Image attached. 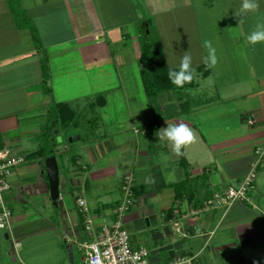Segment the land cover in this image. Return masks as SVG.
Here are the masks:
<instances>
[{
	"label": "crops",
	"instance_id": "1",
	"mask_svg": "<svg viewBox=\"0 0 264 264\" xmlns=\"http://www.w3.org/2000/svg\"><path fill=\"white\" fill-rule=\"evenodd\" d=\"M19 2L23 18L29 20L28 26L21 24L8 0H0V141L3 148H10L13 154L23 157L17 151L24 149L25 139L30 143L28 139H35L41 133L48 120L46 116L51 115L45 109L53 99H58L57 104L65 103L73 108L74 103L77 106L80 99H69L74 96H66L69 98H63V102L56 98V84L72 82V73L80 70L88 79H94L91 84L96 83L92 85L94 94L87 95L94 97L90 98V104L93 106L99 95L107 98L104 105H101L103 100L99 101L93 113L104 109L112 95L124 100L126 110L129 107L130 112L129 125L120 121L111 128L115 129L112 131L109 130L112 126L95 128V138L88 140L86 147L74 149L75 153L70 157L76 169L63 175L60 173V199L54 205L60 211V217L57 222L47 220L48 231L55 233L54 248L60 249L65 243L70 250V264H75L74 248L79 247L78 242L88 239L77 200L87 201L95 214L96 226L100 228L103 220L107 223V219L100 216L115 220V208L123 199L122 181L126 175L133 174L135 185L142 193L135 197L134 205L124 219V227L130 234L132 247L150 251L151 264L168 263L178 255L195 257L194 264H244L246 251L253 248L260 253L264 250V209L259 207V210L252 204L254 198L252 203H236L227 209L215 208L192 214L203 209L214 193L224 192L234 182L245 178L255 160L256 149L264 150V43L252 46L246 39L259 18L264 16V0H259V10L247 14L242 24L234 14L241 0H199L195 7L190 0ZM162 3L168 8L161 7ZM171 5L181 10L191 9L190 17L197 20L205 18L215 22L209 24L214 36L224 19L227 43L213 44L218 56L214 73V68H206L204 62L197 68V77L203 79L196 82L194 93L185 96L189 102L185 111H182L181 103L177 110L167 111L163 104L165 92H162L158 98L161 106L155 113L145 100L144 91L135 90L131 94L128 90L127 83L137 85L133 81L134 75L140 72L137 66L140 44L134 35L137 33L134 26L143 31L149 27L146 19H151L150 16L140 15L139 8L145 6L151 10L150 15L155 12V16H166L174 11ZM158 6L160 11L163 10L160 14L156 12ZM204 12L208 15L202 17ZM198 39L204 50L203 40L200 36ZM45 61L49 67L52 96L45 95L42 89ZM75 66L76 69L71 71ZM219 71L221 78L215 77ZM116 77L126 96L116 93L115 86L110 89L113 85L108 81ZM209 81L211 86L205 83ZM219 81H223L220 88ZM233 100L243 103L238 105L239 101L233 103ZM64 113L69 116L67 109H63L62 115ZM103 114V121L107 122L109 114ZM248 116L255 123L249 128L242 125ZM96 119L87 122L95 123ZM228 119L232 120L229 126L223 124ZM166 121L186 123L196 132V141L182 149V155H177L167 141H159L156 135L161 128L167 127ZM60 124V118L52 120L54 134L59 137L57 154L64 149L71 151ZM150 124L157 125L152 138L144 130ZM75 125L79 126L75 122L71 127ZM82 139L81 136L70 138L69 143ZM33 147L34 144L27 150L29 162L16 167L9 178L11 190L5 196L6 202H13L12 211L16 209L13 205L19 204L15 206L13 226L32 222L33 210L28 205L44 204L51 198L42 163L46 159L29 158L45 146L37 144ZM57 154L50 156H55L58 161ZM261 167L256 175V190L260 187L262 197L256 196V199L257 205L263 207L260 201L264 200V164ZM181 184L184 187L178 190L183 189L185 193L180 201L176 188ZM170 219L184 223L180 234L168 223ZM6 235L4 233V245L9 256H13L17 252L13 246L14 227L8 238ZM252 264L262 263L253 261Z\"/></svg>",
	"mask_w": 264,
	"mask_h": 264
},
{
	"label": "rangeland",
	"instance_id": "2",
	"mask_svg": "<svg viewBox=\"0 0 264 264\" xmlns=\"http://www.w3.org/2000/svg\"><path fill=\"white\" fill-rule=\"evenodd\" d=\"M172 1L173 0H171V2ZM190 1L194 3V7H195V5L197 4V1L199 0H190ZM33 3H35V1L31 2V5H33ZM31 5L27 3L28 7ZM160 6L168 8L167 4L165 5L162 3ZM160 6H158V9L156 10V12L157 13L159 12V14L160 12L163 11V10L160 11L159 9L161 8ZM58 8L60 9L61 7H58ZM147 9L145 8V6H143V8L141 9L139 8V14L140 15L143 14V16L145 17L150 16L151 19H148V18L146 19L149 24L150 32H146V34H143L144 29L140 28L138 30V26L136 27L134 26V32L137 29V33L134 35L136 36V38L138 37L139 44H142L143 41H147L148 43H151L157 46H159L160 44L161 47L159 46V49H160L159 52L162 53L163 56L165 57L167 65H171L169 67H172V68L178 67L181 56L184 54V52H187L190 50L192 60H193V67L196 69V71L198 70L197 68L201 64H203L204 56H205L204 52L206 51V49L204 50L201 49V44L198 39L199 36L203 41L211 40L213 44L227 43V39H225V36H224L225 29H223L225 28L224 19L223 21H220V27L216 28L218 29V31L216 30V34L214 36L212 34V30L209 29V24L215 23V22H211V21L209 22L205 18H199V20H197V18L190 17V14L192 12L191 9H187V10L184 9L185 10L184 11L183 9L181 10L178 6L172 7L171 5V9H173L174 11L166 16L160 15L161 17L158 15L155 16V12L154 14L150 15L149 14L150 9L148 10ZM207 15L204 12V14H202L201 16L205 17ZM18 17H20L19 20L21 21V24L23 26H28L29 20L27 18H23L22 14H20ZM205 20L208 22H206ZM216 20L218 21V19ZM222 52H225V51H222ZM220 55L221 54H219V56ZM140 57H141V53H140ZM43 64H46V61ZM137 64H138L137 65L138 69H140L141 67L140 63H137ZM72 69H76V66L71 67V71H73ZM215 71L216 69L214 68L213 73ZM72 75H73V78H72L73 83L70 81L69 82L59 81L56 84L57 85L56 86V92H57L56 98H59L60 102H63L65 100L63 98H65L66 96H74L73 98L66 97L71 100L80 99L79 102L76 101L77 106L73 103V108L77 110V118L73 121V123L77 122L79 126L77 128L70 126L69 128L66 129V128H63L62 124H60L62 128V132L64 133V139H66L65 142L67 146L71 149V151L64 149V151L61 154H57V147L59 146V139H57L56 135L54 134L55 132L53 131L52 120L57 118L56 111L58 109L57 108L58 99H55V100L53 99L52 102L50 101L48 108L45 109V111H50L51 115L46 116L48 120L42 126L41 133L36 135L35 139H31L32 142L30 139H28L30 143H28V141L25 139L23 141V144L25 145L27 143L29 145L26 144L24 149L17 151V153H19L25 158V162H29L27 160L28 158L26 157V155L28 154L27 150L29 149V147L34 144L33 148H36L37 144H42L43 146H45V149H44L45 155L49 156L50 153L58 155V162H59V168H60L61 175L76 169V167H74L73 162L70 160V157L75 153L74 149H80V148L86 147L87 141L95 138L94 136L95 128L102 127L105 129L107 128V126H112L109 129L112 131L115 129H111V128H113L116 124H118V122L120 123V121L127 122L126 123L127 125L131 124V121H128L129 119L128 114L130 113L129 107L126 110V106H125V104L127 103H125L124 100H118L116 95L115 96L112 95L110 96V98H108L109 102L107 103L104 109L96 110L97 111L96 113L98 115L96 113H93L94 109L98 108V105L92 106L90 104V101L94 97L87 96V95L94 94L92 92L95 91V88L93 87L92 89V85H96V83L91 84V82H93L94 79H88V77H86V74L82 72L81 70L79 73L73 72ZM134 76L135 77L133 81L137 83V85L134 84L135 87L137 88H135L134 85L131 82H129L127 83V85L129 86L128 90L130 91L131 94H133L135 90L141 91V93L144 91L143 93L146 95L145 100L149 101V105L152 106L153 110L156 113L159 108L158 106L159 105L161 106V104H159L158 98H160V94L162 92L159 93L155 97H151V95H148L147 91H145V86H144L142 75H141V69L138 75L135 74ZM215 77L221 78L222 77L221 72L220 71L217 72ZM136 79L138 82L135 81ZM202 79L203 77H200V78L197 77L196 79H194V81L196 83ZM108 82H109L108 84L113 85L110 89H114V86H115V88L117 89L116 93H119L120 95H122V97L123 95H125L124 92L123 93L121 92V90L123 89L120 88V84L117 81V77ZM222 82L223 81H219L217 83V85L219 84V88L221 87V85H223ZM205 83L210 84L209 86H211L212 84V82L210 81L205 82ZM121 85L123 87L124 84L122 83ZM47 86L48 87L44 85L42 86V89L44 90L43 93L47 96H52L53 91L51 89L52 86H51L50 80ZM44 88L46 90L47 88H50L51 92L49 94L45 93L46 91ZM194 90L195 88H190L188 90H183V93H186V95L191 94L195 92ZM164 95H165L164 96L165 99L163 98L164 99L163 104L164 103L166 104L164 108H167V111H170L171 109L177 110L176 107L180 104L179 101L177 102V98H178L176 97L177 91H168V92H165ZM84 97L86 98L84 99ZM91 97L92 99H90ZM187 97H189V95ZM105 99L107 100V98ZM166 99H167V102L165 101ZM236 101H239V100H233L231 102L236 103ZM239 103H243V101H239L238 105ZM128 105H130V103H128ZM104 112L106 114L107 113L109 114L107 115L108 116L107 122L103 121V118L105 116L103 114ZM92 118H97L98 120L96 119L97 121L95 123H93V121L91 124L88 123L87 121H89L90 119L92 120ZM100 118L102 119L101 121H100ZM249 119L250 117L248 116L242 121V125L244 127H247V128L250 127L249 122H248ZM155 121H159V119L155 118ZM73 123H71L72 126H73ZM223 124H226L227 126H229L230 124H232V120L228 119L227 121L223 122ZM137 127L138 126L136 125L135 128ZM135 128L132 129L133 133H134ZM78 136H81L83 138L82 141H76L73 143H69L70 138H75ZM140 138L143 139V136H140ZM144 141L146 142L147 140L145 139ZM91 148H92V144L90 146V149ZM49 157H52V156H49ZM49 157H45V158L47 159ZM45 161H42L44 167H45ZM260 181L261 180H259L258 182L260 183ZM238 184L240 183L234 182L232 186H238ZM258 190H259V194H258ZM258 190L252 193V198H254V203L252 204L257 209H259V207L260 209H264V206L262 207V205L260 206L257 205L256 196L259 199H261L262 197V191L260 187ZM263 201L264 200L262 198L260 203L262 202V204H264ZM7 204L9 207H11V204H13V202L7 203ZM13 206L14 208H16L13 211L14 216H15L16 214L15 210H17V207L15 206H19V204L15 203ZM28 208H31L33 210V212L30 210V212H32V215H33L30 219V221L32 222H29L28 224L21 226V227H19V225L17 224L16 226H13L15 229V233H16V236H14V239L15 241H19L21 243V247L17 250L16 253H14L13 256H9L6 250V247L4 245V242H5L4 232L0 231V264H70L71 256H70V250L68 249V246L61 241V243H63V246L60 249L57 247L54 248L55 233L54 232L51 233L50 231H48L47 220L57 222L56 220H59V217H60V211L58 210V208L54 206V204L51 201V198H48L46 203L44 204H39L37 206L28 205ZM100 217L107 219V224L109 225L113 223L110 217H106L104 215ZM176 222L179 224L180 228H182L184 223L182 221H176ZM184 229L185 228H183V232H184ZM176 235H179V234L176 233ZM253 250L254 249L252 248L251 250L246 251V254L243 260L244 264H252L253 261L264 264V250H262L260 253H259V250H254L258 252H254ZM249 251H252V254L249 253ZM238 252L241 253V251H238ZM73 253H74L75 264H84L83 251L80 250L79 247H75ZM250 255H253V258H251ZM248 257H250V259H248ZM258 258H261V259H258Z\"/></svg>",
	"mask_w": 264,
	"mask_h": 264
},
{
	"label": "built area",
	"instance_id": "3",
	"mask_svg": "<svg viewBox=\"0 0 264 264\" xmlns=\"http://www.w3.org/2000/svg\"><path fill=\"white\" fill-rule=\"evenodd\" d=\"M249 125L254 124L249 119ZM25 163V158L12 153L10 148L0 149V231L7 235L13 232L14 213L7 205L5 196L11 190L10 175L12 170ZM264 164V150L255 151V160L250 166L249 173L238 186H229L224 192L214 193L213 199L207 202L203 209L192 212L196 215L202 211L215 208L227 209L236 203L253 202L252 193L256 190V175L258 169ZM135 179L133 174H128L122 181L123 199L117 205L112 224L103 220L100 228L96 226L95 215L87 201L77 200L79 212L82 217L84 231L88 239L78 242L80 250L84 253V264H151L150 251L147 248H134L131 245L129 232L124 227V219L135 202ZM168 223L177 232L181 233L179 224L170 219ZM17 251L21 243L13 241ZM184 260V264H194L195 257L178 255L172 261L164 264H178Z\"/></svg>",
	"mask_w": 264,
	"mask_h": 264
},
{
	"label": "trees",
	"instance_id": "4",
	"mask_svg": "<svg viewBox=\"0 0 264 264\" xmlns=\"http://www.w3.org/2000/svg\"><path fill=\"white\" fill-rule=\"evenodd\" d=\"M8 1L10 2L11 6H12L13 11L17 15V18H19L18 16L21 14V7H19V5H20L19 0H8ZM147 28L148 29L146 31H149L148 26H147ZM146 31H143V34H146ZM159 50H160L159 46L148 43L147 41H143L142 44H140L141 57H140L139 63L141 65L140 69H141V75H142L143 83L145 86V91H147V94L151 95V97H155L161 92L177 91L176 97H178L177 99L181 103L180 105H181L182 111H185L186 107H188L189 102L186 100V97H185L186 93H183V90H188L190 88H194L196 83L193 80L192 83L185 84L184 87H182V88L173 85L168 79V71L172 67H169V65H167L165 57L163 56L162 53L159 52ZM42 70H43L42 85L48 87L47 85H48L49 80H50V73H49V69L47 67V64L42 65ZM45 91H46L45 93H48V94L51 92L50 88H47V90L45 89ZM100 100H103V104H101V105H104L105 99L102 95H99V97L96 98V102L93 105H99ZM57 108H58L56 111L57 112L56 113L57 118H60V122H61L63 128L67 129L70 126H72L71 123H73V121L77 118L76 110L73 109L71 105L65 104V103L58 104ZM63 109L68 110L69 116L66 117V113H64V115H62ZM73 124H75V123H73ZM75 127H77V125H75ZM156 129H157L156 124H150L149 126L145 127L144 130L146 131V133L149 134V137L152 138L156 133ZM2 148H3V146H2L1 141H0V149H2ZM52 154L53 153H50V155H52ZM30 157L45 158V157H48V155H45L44 149H40V150L32 153L29 156V158ZM182 187H184V184H181L179 186L177 185V188H176L177 189V192H176L177 200H180V201L182 200L184 193H185V192H183V189L178 190ZM134 191H135V197L139 196L142 193V189L139 190L136 186L134 188ZM195 206H197V204Z\"/></svg>",
	"mask_w": 264,
	"mask_h": 264
},
{
	"label": "clouds",
	"instance_id": "5",
	"mask_svg": "<svg viewBox=\"0 0 264 264\" xmlns=\"http://www.w3.org/2000/svg\"><path fill=\"white\" fill-rule=\"evenodd\" d=\"M259 0H241L239 9L234 12L239 24L244 22V17L259 10ZM248 44L255 46L259 43H264V16L260 17L258 22L247 35ZM202 47L206 49L204 56V64L206 68H214L218 63L216 48L211 40H204ZM197 71L193 67V60L190 50L184 52L180 58L178 68H171L168 71L169 81L177 86L184 87L185 84H190L197 78ZM167 122V127L161 128L156 135L159 141H167L172 150L177 155H182V149L194 143L197 139L196 132L186 123H170ZM59 139V137L57 138ZM178 264H184V260L178 261Z\"/></svg>",
	"mask_w": 264,
	"mask_h": 264
},
{
	"label": "water",
	"instance_id": "6",
	"mask_svg": "<svg viewBox=\"0 0 264 264\" xmlns=\"http://www.w3.org/2000/svg\"><path fill=\"white\" fill-rule=\"evenodd\" d=\"M45 172L47 174L48 183L50 187L51 201L54 205H56L58 200L60 199V187L62 186V183L60 180V170L58 166V161L55 156L46 159ZM5 237L8 238V235H6Z\"/></svg>",
	"mask_w": 264,
	"mask_h": 264
}]
</instances>
